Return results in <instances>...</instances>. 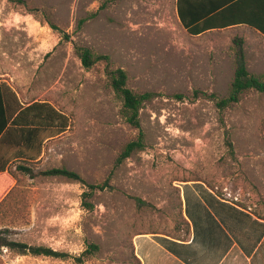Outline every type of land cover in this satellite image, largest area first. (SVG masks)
I'll return each instance as SVG.
<instances>
[{
	"label": "rangeland",
	"instance_id": "rangeland-1",
	"mask_svg": "<svg viewBox=\"0 0 264 264\" xmlns=\"http://www.w3.org/2000/svg\"><path fill=\"white\" fill-rule=\"evenodd\" d=\"M242 33L239 27L193 36L179 20L176 0H0V81L25 105L46 100L70 119L66 131L45 138L38 159L9 163L15 188L0 206V230L73 255L98 244L86 264H140L136 236L171 232L181 216L183 182L202 181L264 215V92L247 91L238 103L217 106L230 93L234 38ZM252 39L244 38L249 68L264 74ZM77 46L108 55L113 68L126 70L133 90L155 93L140 111L146 147L118 167L138 130L121 116L106 63L86 67ZM53 167L93 184L112 175V188L97 191L87 209L81 182L40 174ZM191 188L204 189L185 186ZM0 264L73 261L3 248Z\"/></svg>",
	"mask_w": 264,
	"mask_h": 264
},
{
	"label": "trees",
	"instance_id": "trees-1",
	"mask_svg": "<svg viewBox=\"0 0 264 264\" xmlns=\"http://www.w3.org/2000/svg\"><path fill=\"white\" fill-rule=\"evenodd\" d=\"M248 0H177L176 7L179 20L186 31L193 35H202L211 30L228 29L238 25H248L264 34V18H259V6L247 7ZM256 12L255 15L251 13ZM258 14V15H257ZM51 27L57 28L51 24ZM236 70L227 97L217 100V106L224 109L241 100L247 91L264 92V74L249 71L244 48V38H234ZM76 52L83 64L90 68L98 62L106 63V74L109 85L113 88L122 105L121 116L138 130L136 139L129 141L119 154L115 162L118 167L136 151L145 149V132L142 128L140 111L147 101L155 97L154 92H137L128 85V74L123 68H113L108 55H98L91 49L77 46ZM182 97V96H179ZM70 126L67 114L54 106L51 102L33 101L24 104L14 88L8 83L0 81V206L12 194L15 188V178L10 173L9 163L14 161L30 162L38 159L42 143L45 138H51L66 131ZM44 135V136H43ZM232 155L235 154L232 142H229ZM8 147L3 152L2 148ZM37 149V153H34ZM17 169L37 175L26 164H19ZM40 174L63 176L81 182L85 190L82 194L83 205L92 209L90 198L97 192L112 188L110 175L103 183H88L76 171L65 167H53ZM139 204L149 205L139 197H135ZM264 217V215H262ZM8 230H0V250L7 248L19 255L47 256L59 259H72L73 264H86L95 256L100 246L90 243L80 254L73 255L45 245H33L16 241L8 235Z\"/></svg>",
	"mask_w": 264,
	"mask_h": 264
},
{
	"label": "crops",
	"instance_id": "crops-1",
	"mask_svg": "<svg viewBox=\"0 0 264 264\" xmlns=\"http://www.w3.org/2000/svg\"><path fill=\"white\" fill-rule=\"evenodd\" d=\"M248 1L247 7L259 6L258 17L264 18V0ZM239 27L245 29L242 35L246 41L254 38L253 43L258 45L256 63L264 69V34L248 25L228 29ZM246 57L248 69L254 73L249 68L248 52ZM191 185L204 189H185ZM179 188L181 216L171 232L136 236L135 252L140 264H264L262 215L225 198L222 191L202 181L183 182Z\"/></svg>",
	"mask_w": 264,
	"mask_h": 264
}]
</instances>
